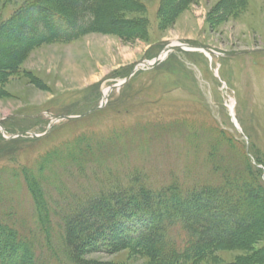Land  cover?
<instances>
[{
	"label": "rangeland",
	"instance_id": "obj_1",
	"mask_svg": "<svg viewBox=\"0 0 264 264\" xmlns=\"http://www.w3.org/2000/svg\"><path fill=\"white\" fill-rule=\"evenodd\" d=\"M31 1L0 0V27ZM134 1L140 11L114 14L143 23L134 35L93 32L9 53L14 67L0 84V213L10 212L7 224L38 242L27 175L47 177L50 198L69 203L99 184L133 179L154 190L214 184V166L245 167L244 150L264 179V0L229 12L223 0H193L172 21L160 11L163 0ZM51 222L41 259L68 264ZM176 235L183 247L184 234ZM83 253L95 263L148 264L129 250ZM245 259L264 264V234L251 252L221 250L195 264Z\"/></svg>",
	"mask_w": 264,
	"mask_h": 264
},
{
	"label": "trees",
	"instance_id": "obj_2",
	"mask_svg": "<svg viewBox=\"0 0 264 264\" xmlns=\"http://www.w3.org/2000/svg\"><path fill=\"white\" fill-rule=\"evenodd\" d=\"M192 1L163 0L160 11L172 21ZM242 1L223 0L220 9L232 11ZM141 8L134 0H32L0 27V84L14 67L12 50L69 43L93 32L128 37L143 23L114 14ZM243 153V168L214 166L212 173L219 175L214 184L172 182L154 190L133 179L127 185L99 184L93 193L75 194L69 203L61 187L56 191L62 201L50 198L44 190L47 177L40 182L27 175L25 183L44 239L38 242L32 234L10 226V212H1L0 264H44L40 253L50 249L53 220L68 264H109L83 260L88 248L104 254L129 250L146 257L148 264H195L221 250L251 252L264 234V179ZM43 166L37 170L39 179ZM176 233L184 234L183 247L176 243Z\"/></svg>",
	"mask_w": 264,
	"mask_h": 264
}]
</instances>
